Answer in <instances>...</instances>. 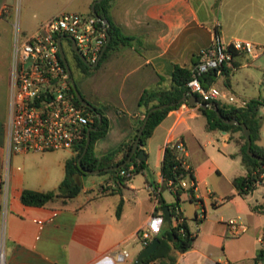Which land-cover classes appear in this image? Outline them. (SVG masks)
<instances>
[{
    "label": "crops",
    "instance_id": "crops-1",
    "mask_svg": "<svg viewBox=\"0 0 264 264\" xmlns=\"http://www.w3.org/2000/svg\"><path fill=\"white\" fill-rule=\"evenodd\" d=\"M10 1L0 0V250L3 251L4 264H133L146 245L137 236L142 227L155 228L159 232L168 228L170 223L174 225L177 222L175 217L170 221L165 219L161 207L156 211L158 194L166 203L174 200L173 192L163 181L161 159L164 145L177 139L183 143L185 163L195 176V179H183L187 183L193 180L195 186L193 193L185 191L181 199L194 203L196 220L201 221L202 227L210 221L207 199L214 211L226 204L232 206V211L212 219L201 236L192 231L195 233L192 246L182 252L175 250V264H213L221 260L214 247L222 246L228 235L238 236L248 229L256 234L254 242L258 241L260 248L264 246V192L260 199L250 203L249 193L240 195L233 186L221 200L216 199L215 191L207 185L211 182V174L221 170L212 161L206 143H201L202 132L197 118L203 114L199 105L186 99L168 111L141 145L147 165L143 171L132 174L124 185L116 184L109 173L89 180L84 179V174L76 173L74 178L81 188L74 196L59 197L40 205L22 202L20 194L23 188L55 189L64 178L65 161L73 152L70 150L68 154L53 149L16 152L8 156L5 121L16 22ZM72 1L34 11L35 24L30 32L40 22L67 8L92 12L94 0H80L75 5ZM224 1H219L216 11L215 2L205 0L112 1L109 7L111 21L133 39L130 44H119L109 50L90 70L84 83L91 99L85 98L101 107L109 120L106 134L95 142L97 155L113 150L132 135L134 125L144 115L143 108L138 105L143 89L158 83L169 85L175 63L192 66L194 59L199 58L198 52L211 43L215 25L222 39L240 38L228 27V20L223 15ZM255 5L262 10L258 20L264 28V0ZM17 22L21 28V20ZM230 23L231 26L236 25ZM247 55L236 52L233 62L238 65V59ZM234 67L227 69L230 71ZM225 78L224 73L218 72L212 84L224 93L219 100L227 103L226 94L232 92L218 84L221 80L225 83ZM260 109H264V105ZM203 126L206 129L205 120ZM206 130L212 136L219 132L223 145L233 140L229 138V131ZM259 135L258 142L262 143V123ZM203 187L205 192L201 191ZM165 188L170 191L168 195L164 194ZM108 194L114 197L105 200L102 196ZM227 194L232 196L225 198ZM120 200L122 209L117 214ZM182 201L179 209L189 225ZM196 208L200 211L197 212ZM230 219L238 220L244 230L233 233L228 225ZM121 248H126L128 254L123 255ZM258 248L254 245L253 254ZM191 252L197 253L195 259L187 256ZM223 252L227 255L225 250ZM254 264L258 263L254 260Z\"/></svg>",
    "mask_w": 264,
    "mask_h": 264
},
{
    "label": "built area",
    "instance_id": "built-area-1",
    "mask_svg": "<svg viewBox=\"0 0 264 264\" xmlns=\"http://www.w3.org/2000/svg\"><path fill=\"white\" fill-rule=\"evenodd\" d=\"M106 28L104 22L92 12L68 10L55 13L26 34H22L17 21L14 23L5 121L8 156L16 152L59 148L75 151V146L93 120V114L73 99L69 74L59 54L58 37L61 36L62 40L66 35H71L80 52L93 62L106 42ZM258 48L260 46L257 43L247 38L222 39L215 25L211 43L198 52V61L186 82L189 91L197 93L206 101L219 99L224 94L222 90L215 84L205 87L200 75L210 68H217L219 72L223 66L234 67L236 52L256 57ZM247 99L232 93L226 94L227 102L236 106L245 105ZM132 168L131 164L129 171L121 172L129 175ZM187 182L182 180L181 183L185 187L195 186L193 180ZM228 225L233 233L244 230V226L236 219H230ZM156 233L157 229L146 226L137 232V236L147 244ZM120 252L128 254L126 248H121ZM213 264L232 263L217 260Z\"/></svg>",
    "mask_w": 264,
    "mask_h": 264
},
{
    "label": "trees",
    "instance_id": "trees-1",
    "mask_svg": "<svg viewBox=\"0 0 264 264\" xmlns=\"http://www.w3.org/2000/svg\"><path fill=\"white\" fill-rule=\"evenodd\" d=\"M112 1L113 0H100L95 3L96 16L100 17V19L106 18L109 20L106 30L111 36L99 61L109 50L116 48L119 44H130L133 39V36L123 34L119 30L118 26L111 21L109 16V7L111 6ZM66 40L69 45H71V40L69 38H66ZM71 50L75 64L82 71L88 72L95 67L86 65L72 48ZM197 61L198 59H194L192 66L175 63L170 75L169 85L166 86L158 83L154 87L143 89L138 98V105L143 108L144 115L137 120V123L134 125L132 135L129 138L122 140L113 150L100 155L95 153L94 146L96 140L104 136L108 130V117L103 112L101 107L92 103V109L83 104L76 96L71 85L70 78H68L70 92L72 93L74 101L84 106L93 114V120L90 125L94 126L95 129L90 131V141L87 150L82 155L80 161H78V157L84 149L86 134L75 146V151L66 159L65 175L58 186L55 189L47 190L23 188L20 194L22 202L26 204L40 205L59 197L65 198L74 196L81 188V185L75 180L74 175L76 173H87L86 169L116 165L123 162L128 157L132 149L137 131L140 128L149 107L155 104L168 102L170 103L168 106L155 109L150 112L147 122L140 135L139 146L133 153L131 160L118 168L103 170L107 171L118 185H124L126 181L131 178L132 174L143 171L147 163L145 159L139 160L136 157L138 149L141 148V145L145 144L147 138L152 134L155 126L162 120L168 111L177 107L182 101H184L183 99L180 100L181 97L183 95L188 96L189 89L186 82L191 77L192 69ZM233 63L234 65H237L235 62ZM228 71L229 70L225 66L221 67L219 71L225 74L226 85H230ZM217 74V68L208 69L200 75L202 84L205 87L211 85ZM71 75L73 76L72 69ZM195 94L201 101H206L203 100L197 93ZM213 102L217 104L222 116L237 118L239 121L247 124L251 130V150L255 154L264 157L263 142H258L260 139L259 131L261 127V116L259 111L260 107L264 105V96L250 97L243 106H236L235 104L229 102H221L219 99H215ZM198 107L205 116L206 129L211 130L217 128L229 131V138L233 139L238 146V154L240 155L241 162L245 166V172L243 174L235 175L232 179L233 186L235 187L237 193L240 195H246L255 189L259 184H264V160L252 157L247 152V139L243 134L241 125L225 122L222 117L217 115L216 110L212 107L204 108L200 105ZM184 162L185 155L183 153V143H181L180 139L170 141L164 145L161 159V173L165 186L169 187L174 194V200L170 203H166L165 199L158 194L156 211L160 210L162 205L167 204L169 206L170 216L175 217L177 222L174 225L170 223L168 228L162 229L154 235V237H157L159 240L158 245L150 254L143 257L138 264H175V250L182 252L191 247L193 244L195 233L192 232L186 218L182 215V212L179 209V204L182 201L181 194L185 191L193 193V186H183L181 183L182 180L186 177L195 179L192 168L186 166ZM131 164L133 165V168L130 170L129 175L121 172L122 170L129 171V166ZM231 196L232 194H227L225 198H230ZM121 209L122 201L120 200L117 204L116 213L119 214ZM161 214L163 215L162 212ZM194 218L197 219L196 216H194ZM258 259H264V246L258 250L255 263H257Z\"/></svg>",
    "mask_w": 264,
    "mask_h": 264
},
{
    "label": "rangeland",
    "instance_id": "rangeland-1",
    "mask_svg": "<svg viewBox=\"0 0 264 264\" xmlns=\"http://www.w3.org/2000/svg\"><path fill=\"white\" fill-rule=\"evenodd\" d=\"M66 1L68 0H11L10 4L12 5L14 19L16 21L18 19L21 20L22 34H26L34 28L35 17L32 15L34 11L48 8L50 6H56ZM205 1L215 2L214 10L216 11L220 0ZM260 1L261 0H226L222 6L223 15L228 20V27L231 28V33L239 36L240 38L250 39L260 46V48L257 49L259 55L256 58H251L252 56L247 55L238 59L240 64L238 62V65L228 72L230 85H226L222 80L218 83L220 86L229 90L237 97H242L241 95L247 97L264 96V28L258 20L261 16L262 10L258 5H255L256 3L259 4ZM72 2L73 5H75L78 4L80 0H73ZM66 10L75 11L73 8H67ZM230 22H234L236 25L231 26ZM62 46L73 71V77L78 89L90 100L91 98L84 86V83L87 82L86 77L90 71H82L79 67H77L72 57L71 46L65 37L62 39ZM259 112L261 116V123L264 128V109H260ZM204 120L205 117L203 115H199L197 118L200 132H202L201 143H206V147L212 161L217 163L221 170L220 172L214 171V173L211 174V182L207 185V187L215 191L217 200H221L226 193L233 189V177L238 174H243L245 172V166L241 162L239 155H237L238 148L236 143L233 140H228L227 145H223L221 134L217 132L216 136H212L211 132L204 128ZM208 139H210L209 142H207ZM56 151L68 154L70 153V150L66 148H59L56 149ZM106 174H108L107 171L87 172L84 173V179L89 180L91 178H99ZM186 179L188 180L187 177ZM217 181L219 182L218 184ZM201 191L205 192V187H203ZM169 192L170 191L165 188L164 194L168 195ZM263 192L264 185L259 184L255 190L248 194L250 203H253L256 198L260 199ZM112 196V194H108L103 195L102 197L105 198V200H110ZM182 203L186 208V215L188 217L190 229L193 232L199 233L200 236L207 228V225L210 224L212 219H216L221 215H228L232 211V206L229 204H226L219 210L214 211L212 210L211 202L207 199L206 208L209 211L210 221H207V223H205L202 227L201 221H197L193 217L194 203L188 199H185ZM196 211L199 212L200 208H196ZM255 237L256 234H254L251 229H248L238 236L228 235L224 244L222 246L214 247V250L219 253L221 260H229L232 264H254L257 252L260 249V243L258 241L254 242ZM254 245L259 247L256 254H253ZM223 250L226 251L227 255L224 254L225 252H223ZM187 256L195 259L197 257V253L191 252ZM257 263L264 264V259H258Z\"/></svg>",
    "mask_w": 264,
    "mask_h": 264
},
{
    "label": "water",
    "instance_id": "water-1",
    "mask_svg": "<svg viewBox=\"0 0 264 264\" xmlns=\"http://www.w3.org/2000/svg\"><path fill=\"white\" fill-rule=\"evenodd\" d=\"M97 1H100V0H94L91 4V10H92V13L96 15V10H95V3ZM100 18V17H99ZM105 26L107 27L108 24H109V20L106 19V18H103L101 19ZM65 37L69 38L71 40V48L74 50V52L80 57V59L88 66L90 67H94L98 64L99 62V59L101 58L104 50L106 49L107 45H108V42L110 40V34L107 33V39H106V42L105 44L103 45V48L99 54V57L97 58L96 61H93V62H90L88 61L85 56L80 52V50L78 49V47L76 46L75 44V41H74V38L71 36V35H66ZM58 48H59V54H60V57L62 59V62L69 74V78H70V81H71V85L74 89V92L76 94V96L78 97V99L85 105L89 106L90 108L93 109V105L92 103L87 100L83 95L82 93L80 92V90L78 89L77 87V84L74 80V77L71 75V67H70V64H69V61H68V58L65 54V51H64V48L62 46V40H61V36L58 37ZM189 95L186 96V95H183L181 97L180 100L182 99H186L188 102L190 103H193V104H198L202 107H212L213 109L216 110L217 112V115L219 117H222V119L227 122V123H235V124H240L241 127H242V130H243V134L245 135L246 139H247V146H246V150L247 152L252 156V157H255V158H258L260 160H264V157L262 156H259L257 154H255L252 150H251V136H250V133H251V130L250 128L247 126V124L245 122H242V121H239L237 118H228V117H224L222 116V113L221 111L219 110L217 104L215 102H211V101H201L197 95L192 92V91H188ZM170 103L168 102H164V103H159V104H155L151 107H149V109L147 110L145 116H144V119H143V122L140 126V128L138 129L137 131V135L133 141V146H132V149L128 155V157L121 163L119 164H116V165H108V166H104V167H97V168H91V169H86V172H99V171H103V170H107V169H113V168H118L126 163H128L131 158H132V155L133 153L135 152V150L137 149V147L139 146V139H140V135L142 133V130H143V127L145 126L146 122H147V119H148V116L150 114L151 111L155 110V109H160V108H163V107H166L168 106ZM100 116V115H99ZM92 129H95L94 126L92 125H89L87 130H86V142H85V146H84V149L82 151V153L80 154V156L78 157V161H80L82 155L86 152L87 150V147H88V144H89V141H90V131ZM136 157L141 160V159H145L146 158V154L144 152V149L143 148H140L138 149V152L136 154ZM161 210H162V213H163V216L165 219H167L168 221L171 220V216H170V211H169V206L167 204H164L161 206ZM159 243V240L157 237H153L150 242H148L140 251L139 253L137 254L135 260L133 261V264H138L140 263V261L142 260L143 257L147 256L148 254H150L154 249L155 247L158 245Z\"/></svg>",
    "mask_w": 264,
    "mask_h": 264
},
{
    "label": "bare ground",
    "instance_id": "bare-ground-1",
    "mask_svg": "<svg viewBox=\"0 0 264 264\" xmlns=\"http://www.w3.org/2000/svg\"><path fill=\"white\" fill-rule=\"evenodd\" d=\"M0 264H4V256L3 255H1V257H0Z\"/></svg>",
    "mask_w": 264,
    "mask_h": 264
}]
</instances>
